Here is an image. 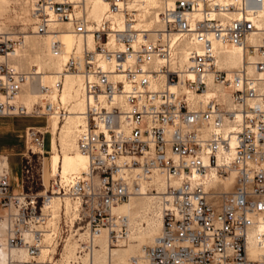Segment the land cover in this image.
<instances>
[{
    "label": "built area",
    "instance_id": "obj_1",
    "mask_svg": "<svg viewBox=\"0 0 264 264\" xmlns=\"http://www.w3.org/2000/svg\"><path fill=\"white\" fill-rule=\"evenodd\" d=\"M105 1L107 10L93 19L86 0H26L34 33L49 35L51 55L63 57L58 78L40 85L44 96L29 113L14 99L36 70L8 60L23 31L0 30V117L56 112L62 121L68 111L50 95L66 73L79 75L85 110L76 146L87 159L84 170L54 175L47 187L40 176L43 190H32L34 157L50 150L48 125L24 128L21 191L12 192L8 155L0 154L4 245L24 249L18 264H61L66 243L76 240L77 264L93 255L103 229L109 247L124 243L128 217L113 208L150 193L161 233L128 264H264V38L256 26L264 0H160L151 30L134 27V0ZM62 33L81 39L80 49H65ZM220 46L243 48L241 65L225 67ZM211 86L225 98L187 96ZM210 171L224 178L233 171L232 188L208 187ZM55 195L70 199L73 211L53 218ZM46 235L50 249L40 258Z\"/></svg>",
    "mask_w": 264,
    "mask_h": 264
},
{
    "label": "bare ground",
    "instance_id": "obj_2",
    "mask_svg": "<svg viewBox=\"0 0 264 264\" xmlns=\"http://www.w3.org/2000/svg\"><path fill=\"white\" fill-rule=\"evenodd\" d=\"M86 1L90 6L89 15L93 19L99 18L101 14H103L104 11H106L108 8V4L105 0ZM134 1L136 3V21L134 22V27L136 29L145 28L151 30L157 24V10L160 5V0ZM22 2L27 8L26 0H22ZM8 3V0H0V4ZM16 4H21V1H16ZM256 26L258 29L257 38L259 42H261V40L264 38V8H262L258 12ZM32 33L33 34L24 36L26 40L23 41L21 50H24L25 52L27 47L33 50L34 59L39 67L36 68V66L33 65L32 68L30 66L31 69L36 70V74L32 79L24 84L23 89L14 99V103L25 106L28 113L31 112L34 105L38 103L39 100H41L44 96L40 85H51L58 78L57 73L58 71H60L63 61V57L55 58L51 55L49 50V35H44L43 38L39 39L37 38V36L42 35L35 34L34 31ZM60 38L62 40V43L64 44L65 49L70 48L74 44L78 49H80L81 47V39L74 40L73 36H71L69 33H62ZM88 43H91L90 36L88 37ZM18 51V49H16V51H13L9 55L10 57L8 56V60L9 58L20 57ZM219 52H222V63L225 67L235 68L241 65L244 56L243 48L237 46H220ZM25 54L26 53H24V55ZM3 60L4 57L0 55V62H2ZM61 82L62 88L59 89V91H53L50 95V100L52 101V103L56 102L58 104H63V106L66 107L68 114L61 121L60 119H58L57 114H55L56 112H51L46 116V124L48 125L47 128L49 129L47 130L49 135V152L54 154V160L57 159L56 168L54 169V175L60 174L61 176H65L71 172L84 170L87 166V159L81 154V152H79L76 146L77 131L80 125L84 123L82 113L85 110V103L81 94V76L66 73L61 79ZM187 96L193 101H205L213 96H219L223 99L225 98L223 91L218 86H211L202 94H193L188 92ZM54 109H56V107H54ZM60 123L61 125H59ZM41 175L43 184L45 185V187L48 186V184L50 183L49 160L48 164L42 167ZM234 179L235 173L233 171L225 178L219 177L215 175L213 171H210L205 179V182L207 183L208 187H218L222 190L227 191L232 188ZM155 186L158 190L163 188L164 183L162 177L158 176L156 178ZM62 205L64 207L65 213L73 211V205L70 202V199L66 197L61 198L56 195L52 197L51 213L53 218L58 217V212ZM113 212L115 214L126 215L128 217L129 241L127 246L123 248L109 247L107 242V231L106 229H103L96 238L98 247L94 251L93 255L83 257L80 261L77 262V264H87L88 262H91V260L94 261V264H128V260L131 256L141 255L142 248L146 245H151L154 239L161 233L162 218L160 208L154 194L147 193L143 195H134L130 197L127 202L121 203L114 207ZM0 217V241L2 242V246H0V264H18L17 262L22 261L26 258L25 251L21 247H6L4 245V229L6 223L5 213ZM1 237H3V240L1 239ZM250 237H252V235H250ZM44 242L45 245L42 248L40 258H44L48 249H50L48 247L49 239L47 235ZM75 253L76 240L68 241L65 246V252L61 264H75L71 262L76 258ZM259 254L260 252L256 248H254L253 246L250 247V255L252 257H258ZM141 264L149 263L142 262Z\"/></svg>",
    "mask_w": 264,
    "mask_h": 264
},
{
    "label": "rangeland",
    "instance_id": "obj_3",
    "mask_svg": "<svg viewBox=\"0 0 264 264\" xmlns=\"http://www.w3.org/2000/svg\"><path fill=\"white\" fill-rule=\"evenodd\" d=\"M8 4H0V30L6 29L9 25H12L16 29H21L23 31V35H30L33 34V27L31 25L32 21L29 15L28 6L23 4L22 0H8ZM16 1H21V4L17 5ZM11 3L14 6L11 7ZM11 8L13 10H11ZM158 12V10H157ZM261 23V21H260ZM42 36H37V38L41 39ZM24 40H26L24 38ZM27 47V46H26ZM28 48V49H27ZM25 52L21 50V47L18 48V53L20 57L16 58H9V62L18 66L19 69L23 71L32 70L30 66L33 65L37 67L38 64L34 59V52L29 47H27ZM24 53L28 55H24ZM33 53V54H32ZM33 55V56H32ZM10 57V56H9ZM27 58V59H26ZM35 61V62H34ZM33 68V67H32ZM35 68V67H34ZM40 102V100H39ZM38 102V103H39ZM46 119L44 117H36L34 118L31 115H21V116H10V117H0V154L8 155L9 159V167H10V174H11V188L12 192H19L21 191L20 179H21V171H20V163L22 160V154L25 153V139H24V128L28 125H43L46 123ZM8 124V126H5ZM61 125V123L59 124ZM46 129V128H45ZM47 130H49L47 128ZM59 131V129H58ZM57 131V132H58ZM58 134V133H57ZM45 146L48 145L49 142V135L48 140L45 141ZM59 149V148H58ZM45 153L40 158L34 157V173L35 176L39 178L37 183L33 185L32 190L41 191L43 190L41 184V169L44 165L48 164L49 160V171L51 179L52 175H54V169L56 168V160L53 159V153ZM48 156V157H47ZM50 156V158H49ZM43 158V159H42ZM56 158V157H55ZM55 161V162H54ZM49 183V181H48ZM47 187V186H46ZM24 190H26V185L24 184ZM72 203V201L70 200ZM73 205V204H72ZM60 210L63 211V205L60 207ZM0 216L4 214V210L0 207ZM1 218V217H0ZM3 240V237H1ZM71 241V240H70ZM129 239L127 238L124 243H121L116 248H123L127 246Z\"/></svg>",
    "mask_w": 264,
    "mask_h": 264
},
{
    "label": "crops",
    "instance_id": "obj_4",
    "mask_svg": "<svg viewBox=\"0 0 264 264\" xmlns=\"http://www.w3.org/2000/svg\"><path fill=\"white\" fill-rule=\"evenodd\" d=\"M5 126H8V124H5Z\"/></svg>",
    "mask_w": 264,
    "mask_h": 264
}]
</instances>
